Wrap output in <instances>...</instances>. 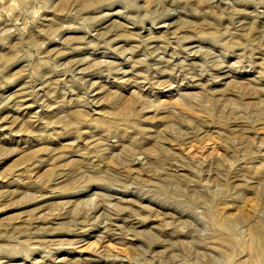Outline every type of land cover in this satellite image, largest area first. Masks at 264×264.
Here are the masks:
<instances>
[{"label": "rangeland", "instance_id": "1", "mask_svg": "<svg viewBox=\"0 0 264 264\" xmlns=\"http://www.w3.org/2000/svg\"><path fill=\"white\" fill-rule=\"evenodd\" d=\"M0 264H264V0H0Z\"/></svg>", "mask_w": 264, "mask_h": 264}]
</instances>
